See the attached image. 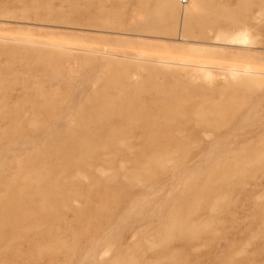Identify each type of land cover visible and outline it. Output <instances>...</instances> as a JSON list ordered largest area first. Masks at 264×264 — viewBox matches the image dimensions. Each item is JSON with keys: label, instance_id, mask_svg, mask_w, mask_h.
<instances>
[{"label": "rangeland", "instance_id": "1", "mask_svg": "<svg viewBox=\"0 0 264 264\" xmlns=\"http://www.w3.org/2000/svg\"><path fill=\"white\" fill-rule=\"evenodd\" d=\"M167 2L0 0V264H264V76L155 62L264 72V0Z\"/></svg>", "mask_w": 264, "mask_h": 264}, {"label": "bare ground", "instance_id": "2", "mask_svg": "<svg viewBox=\"0 0 264 264\" xmlns=\"http://www.w3.org/2000/svg\"><path fill=\"white\" fill-rule=\"evenodd\" d=\"M173 0H168V5H171ZM180 37V40H182V34L178 35ZM225 36V35H224ZM175 40V39H174ZM178 40V39H176ZM178 40V41H180ZM184 40V39H183ZM185 41V40H184ZM227 42H233L234 39L232 37H228L226 39ZM185 48V47H184ZM189 50H193L191 46L187 47ZM186 48V49H187ZM84 51V50H83ZM219 52V51H217ZM157 64L162 65V66H169V65H174L176 68L174 69L176 71H182L186 68H192L193 70H197L199 73V78L201 79H209L213 75V70L220 69L222 68L226 74L234 79L235 77H238L240 74L244 75L245 78H250L252 75H261L264 76V72L258 71V70H252L250 67H241L238 68L236 66H229V67H216L215 65H209V66H204L200 67L198 65H191L188 60L186 59H181L178 62H173L171 61V58L163 57L159 58L155 61ZM156 160V159H155Z\"/></svg>", "mask_w": 264, "mask_h": 264}]
</instances>
